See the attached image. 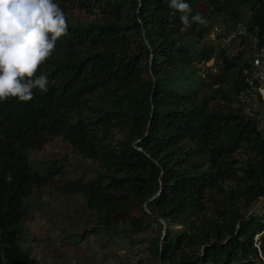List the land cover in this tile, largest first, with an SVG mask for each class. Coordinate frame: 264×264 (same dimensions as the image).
<instances>
[{
    "label": "trees",
    "instance_id": "16d2710c",
    "mask_svg": "<svg viewBox=\"0 0 264 264\" xmlns=\"http://www.w3.org/2000/svg\"><path fill=\"white\" fill-rule=\"evenodd\" d=\"M55 2L68 34L38 70L48 92L0 102V264H39L20 238L33 191L63 176L30 161L48 138L98 174L59 192L81 196L109 236L130 242L154 229L144 241L155 264H245L258 234L264 253V207L251 212L264 198V124L260 108L246 114L253 109L239 97L243 71L264 47V0H184L189 21H205L187 28L170 0ZM220 17L224 38L234 34L239 47L255 39L251 54L205 42ZM215 57L220 73L198 74Z\"/></svg>",
    "mask_w": 264,
    "mask_h": 264
},
{
    "label": "rangeland",
    "instance_id": "374dc122",
    "mask_svg": "<svg viewBox=\"0 0 264 264\" xmlns=\"http://www.w3.org/2000/svg\"><path fill=\"white\" fill-rule=\"evenodd\" d=\"M73 14L77 19L95 18L94 15L76 10ZM213 28L214 32L205 42L219 45L230 54L235 55L240 50H243L246 57L251 54L255 45L254 38L248 39L242 47H239L237 41H230L234 34L224 38L226 23L223 17L219 18ZM243 31L241 28L238 32L244 33ZM205 67L209 70L201 67L198 74L206 76L210 72L217 75L221 71L216 57L206 63ZM225 90L228 87L225 86ZM259 108L260 105H257V109ZM253 111L245 109V113L249 115ZM73 153L58 138H48L41 147L30 152V161L39 173L45 174L46 168L55 164L61 167L63 176H57L54 183L34 190L27 200L31 205V212L23 223L21 248L39 264H155L147 251V242L144 241V237L154 235V229L144 234L130 235V242L122 235L109 236L101 229L96 230L94 216L88 211L81 196L59 192L58 189L67 180L79 177L93 180L98 176L95 165L88 160L79 159ZM235 156L243 159L248 154L240 151ZM263 207L264 198L259 200L251 212L258 214Z\"/></svg>",
    "mask_w": 264,
    "mask_h": 264
},
{
    "label": "clouds",
    "instance_id": "9594fccd",
    "mask_svg": "<svg viewBox=\"0 0 264 264\" xmlns=\"http://www.w3.org/2000/svg\"><path fill=\"white\" fill-rule=\"evenodd\" d=\"M169 7L183 13L185 28L205 23L199 15L189 21L191 9L184 0H170ZM67 34V17L55 0H0V102L26 103L36 90L48 92V76L37 73ZM7 179L11 182V175Z\"/></svg>",
    "mask_w": 264,
    "mask_h": 264
},
{
    "label": "built area",
    "instance_id": "2783aa9c",
    "mask_svg": "<svg viewBox=\"0 0 264 264\" xmlns=\"http://www.w3.org/2000/svg\"><path fill=\"white\" fill-rule=\"evenodd\" d=\"M234 37V35H232ZM246 89L239 95L240 99L249 104L253 110L257 109L260 102L259 119L264 124V47H256L251 60L250 67L243 71ZM254 237V248L256 253L248 257L245 264H264V253L261 251L260 236Z\"/></svg>",
    "mask_w": 264,
    "mask_h": 264
},
{
    "label": "water",
    "instance_id": "95a60500",
    "mask_svg": "<svg viewBox=\"0 0 264 264\" xmlns=\"http://www.w3.org/2000/svg\"><path fill=\"white\" fill-rule=\"evenodd\" d=\"M145 207V206H144ZM164 230V229H163Z\"/></svg>",
    "mask_w": 264,
    "mask_h": 264
}]
</instances>
